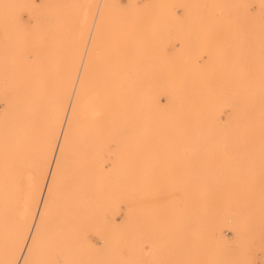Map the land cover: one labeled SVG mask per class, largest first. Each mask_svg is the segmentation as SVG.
I'll list each match as a JSON object with an SVG mask.
<instances>
[{
    "label": "rangeland",
    "instance_id": "obj_1",
    "mask_svg": "<svg viewBox=\"0 0 264 264\" xmlns=\"http://www.w3.org/2000/svg\"><path fill=\"white\" fill-rule=\"evenodd\" d=\"M93 2L0 0V260ZM98 27L35 264H264V0H105Z\"/></svg>",
    "mask_w": 264,
    "mask_h": 264
},
{
    "label": "bare ground",
    "instance_id": "obj_2",
    "mask_svg": "<svg viewBox=\"0 0 264 264\" xmlns=\"http://www.w3.org/2000/svg\"><path fill=\"white\" fill-rule=\"evenodd\" d=\"M104 2L105 0H101V2L100 0H94L93 2V15L89 23L86 24V30H84L86 31L85 37L83 39L84 43H80L84 47L82 56L83 60L80 65L75 68L73 75L71 77L68 75L69 78L66 82L69 105L62 111L61 117L56 122V124H53L52 128L47 132L45 142L46 160L43 161L40 154H38V157L36 158V168H42V172H37L34 175H32V173H28L29 175L23 178L22 200L11 230L10 228H8V235L11 234L12 236L13 256L11 260L8 257L4 260H0V264H35L38 259L39 252L43 247V243L46 239V234L48 232V227L53 214L57 187H59L61 183L65 159L70 152L73 129L79 121L81 108L86 105L88 101L85 97L89 90L92 88L94 81V79H90L88 75L90 71L88 59L90 53L95 47V43L97 40L99 32L98 25L101 18V9L104 5ZM97 6L100 7V10L99 12L97 11L98 13L96 14V10L98 9ZM73 26H75V24ZM69 33L71 34V31ZM76 42L75 44H78ZM69 45H71V43L68 44V47ZM77 46H75L74 48L78 49ZM86 47L87 51L85 50ZM80 48L82 50V47ZM77 51H74V55L79 54V52L77 53ZM80 54L79 56H81ZM74 58L77 57L74 56ZM78 61L79 59L75 61L76 65L78 64ZM74 86L75 91L71 93ZM120 90L122 93H124L126 91V88L123 86ZM124 95L125 94H123V96ZM122 102H124V98ZM121 120L123 123L126 121V114L124 112L122 113ZM5 192L7 193V191ZM7 201L8 200H6V205L4 204V202L0 205V233L2 232L1 229L3 226L2 215L4 213H9ZM0 202H2V199H0ZM91 216L90 217L92 219L93 215L91 214ZM79 217L80 216H77V221L79 220ZM64 248L66 247H61L59 249L60 252ZM56 264H63V259L57 258Z\"/></svg>",
    "mask_w": 264,
    "mask_h": 264
}]
</instances>
